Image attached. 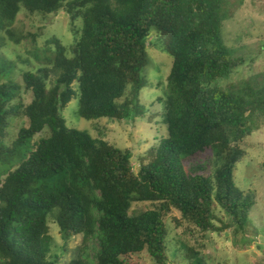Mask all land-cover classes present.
Segmentation results:
<instances>
[{"label":"trees","instance_id":"1","mask_svg":"<svg viewBox=\"0 0 264 264\" xmlns=\"http://www.w3.org/2000/svg\"><path fill=\"white\" fill-rule=\"evenodd\" d=\"M232 6L234 0H0V49L1 34L15 42L30 37L36 63L17 59L30 64L20 68L19 83L15 62L0 52V264H142V253L152 264H172L180 248L187 264H209L181 237L171 245V230L187 223L203 235L230 224L251 231L254 202L234 171L247 139L264 125V71L230 79L256 62L222 39ZM22 9L64 11L73 42L52 35L38 46L35 33L17 35L12 27ZM148 45L173 58L159 98L166 135L134 166L130 148L69 127L62 111L79 94L85 119L143 117L138 96L148 84ZM21 117L27 123L5 143L11 121ZM45 128L49 134L34 140ZM209 150L211 164L193 161ZM145 203L153 207L131 212ZM49 218L65 243L82 235L76 257L59 262L52 253Z\"/></svg>","mask_w":264,"mask_h":264},{"label":"rangeland","instance_id":"2","mask_svg":"<svg viewBox=\"0 0 264 264\" xmlns=\"http://www.w3.org/2000/svg\"><path fill=\"white\" fill-rule=\"evenodd\" d=\"M234 3L235 7L232 6L234 14L225 21L222 27V39L234 54L247 58L256 57V62L253 68L246 67V65L240 67L230 76L231 80L264 71V0H234ZM75 24L81 28L82 19H78ZM12 28L17 35L27 32L35 33L38 46H42L44 40L52 35L58 36L66 46L70 45L74 39L69 18L62 10L42 14L30 13L22 9ZM1 36L3 43L0 52L2 56L15 62L16 70L13 77L17 82L22 83L21 70L28 68L30 64L28 62L22 64L17 59H28L36 65L29 52L33 47L32 40L27 37L15 42L4 34ZM147 53L148 63L142 73L147 78L148 84L142 88L138 96L139 101L146 108L143 117L85 119L77 112L79 94L72 98L62 111L69 127L85 130L92 136L107 140L116 147L130 148L134 166H137L140 154L166 135V126L163 122L164 104L159 98L164 97L173 58L151 45H148ZM129 97L130 92L127 90L120 102ZM30 99L31 93L24 92L23 100L28 102ZM11 122L5 138L7 144L13 140L19 128L27 123V119L21 117ZM47 134L49 130L45 128L34 136V140ZM212 158L213 155L209 150L197 156L193 161L211 164ZM263 161L264 125L247 139L246 155L236 164L234 171L236 183L252 197L254 202L250 213V224L253 226L250 232L247 234L235 232L230 224L221 232L209 231L203 235L189 228L187 223H183L176 230H171V245H174L181 237L187 245L201 252L209 264H264V170L261 166ZM152 207L151 203L133 205L131 212L136 214ZM220 216L225 223H230L227 215L222 213ZM216 224L220 226L219 222ZM49 233L52 236V253L59 257V262L67 261L78 255L82 235H77L65 243L57 222L53 218H49ZM185 252L184 248H180L176 261V256L171 250L172 259L176 261L172 264H187L188 259L185 257ZM139 260L142 264H152L146 253L139 255Z\"/></svg>","mask_w":264,"mask_h":264}]
</instances>
